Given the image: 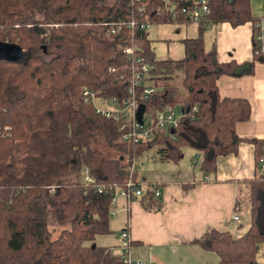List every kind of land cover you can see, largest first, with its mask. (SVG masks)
Returning <instances> with one entry per match:
<instances>
[{
  "label": "trees",
  "instance_id": "obj_1",
  "mask_svg": "<svg viewBox=\"0 0 264 264\" xmlns=\"http://www.w3.org/2000/svg\"><path fill=\"white\" fill-rule=\"evenodd\" d=\"M173 1L181 6L185 0ZM141 3L0 0V43L21 49L14 61L0 57V264H121L120 257L93 241L110 233L113 189L124 187L131 162L149 150L154 149L159 162L170 164L181 160L185 148L200 152L198 168L209 175L218 157L233 155L239 143H248L256 166L259 160L264 166V140L241 139L235 132L249 118L248 102L220 98L216 87L219 77L251 75L253 64L264 61V55L253 54L256 20L249 0H208L205 24L197 25L195 38L180 41L183 56L177 60L156 59L139 29L143 17L160 25H171V17L162 13L157 0ZM157 9L159 13L152 12ZM130 18L136 21L132 29L126 28ZM220 24L249 26V61H219L214 43L205 50L204 31ZM117 27L118 32L108 34ZM130 46L139 48L150 65L138 87V92L153 89L139 101L143 109L177 107L182 112L174 140L155 131L139 144L121 142L119 123L82 103L83 89L103 98H127L134 65L122 48ZM84 168L89 184L82 181ZM242 181L248 228L238 238L208 229L191 242L213 253L216 264H255L264 243V168ZM151 198L146 187L139 199ZM44 201L56 234L40 212Z\"/></svg>",
  "mask_w": 264,
  "mask_h": 264
},
{
  "label": "crops",
  "instance_id": "obj_2",
  "mask_svg": "<svg viewBox=\"0 0 264 264\" xmlns=\"http://www.w3.org/2000/svg\"><path fill=\"white\" fill-rule=\"evenodd\" d=\"M260 3L258 15L254 16L251 12L255 20L264 15L262 0ZM171 25L154 24L156 28L152 40L149 33L145 34L156 59L182 58L180 41L193 39L197 35V27L194 25L188 24L182 28ZM211 28L212 26H208L205 31H211ZM205 31L204 34L207 33ZM249 33L248 25L234 29L226 24L218 25V31L213 32L212 42L216 47L217 59L222 62L233 60L236 63L249 61ZM155 42L162 46L160 53L155 50ZM216 87L220 98L244 99L250 106L248 120L235 126L238 138L264 140V61L253 64L251 75L219 77ZM186 151H189L188 162L181 164L177 168L178 171L170 170L164 173L162 170V175L158 176L156 173L150 178L143 177L142 180L136 179L135 176L134 180L141 184L156 185L160 195L158 198L152 196L149 201L138 198L129 203L127 211L124 210L125 202L117 200V205L113 209L116 215L113 218L122 214L124 219L120 221L118 227L109 224L108 229L117 230L116 245L119 241L120 248L122 243L119 240V233L127 232L130 244L128 255L132 262L216 264L217 258L213 253L203 251L191 242L200 238L208 229L229 232L238 238L249 226L247 186L242 180L250 179L255 173H261L254 161L252 145L239 143L237 153L218 157L215 171L209 175L203 174L198 168L202 160L201 153L192 149ZM183 154L185 156V151ZM193 160L195 163H192ZM181 161L182 158L178 162ZM177 163L171 165L175 166ZM174 174L179 176L176 181ZM184 174L189 180L181 177ZM238 192L243 196H238ZM234 215L238 217V222L232 220ZM102 236H96L93 243ZM102 248L110 250V253L115 255L110 247ZM118 257L121 258V255ZM255 264H264V243L258 246Z\"/></svg>",
  "mask_w": 264,
  "mask_h": 264
},
{
  "label": "built area",
  "instance_id": "obj_3",
  "mask_svg": "<svg viewBox=\"0 0 264 264\" xmlns=\"http://www.w3.org/2000/svg\"><path fill=\"white\" fill-rule=\"evenodd\" d=\"M130 1H132L133 4H138L141 3L142 0ZM157 1L161 3L162 13L168 14L171 17L173 25L186 26L190 24L197 27L200 23L205 24L206 17L209 13L208 0H185L182 5L180 4L181 6L173 0ZM145 5L146 2L141 3V5L137 7V13L143 14ZM262 7L264 9V0H262ZM152 12L159 13V9H157V11L152 10ZM135 22L136 21L132 18L128 19L126 28L132 29L135 26ZM150 25L152 24L146 20V17H143V22L139 24V29L145 31L146 34ZM253 28L255 29L253 37V54L255 56L264 55V15L254 22ZM119 29L120 27L116 29L112 28L109 30L108 34L113 35L118 32ZM122 53L134 65L130 72L129 85L126 90L127 98L125 100L103 98L99 97L95 92L83 89L81 91L82 103L89 105L95 115L106 120L118 122V131L122 132L120 135L121 142L139 144L152 138L155 131L162 132L164 136L174 140L178 121L182 118V112H180V110L176 111L175 108H173L162 112H146L143 109L141 123L137 122V111L139 108H143L139 101L144 102L148 95L153 92V89L150 87L143 88L138 92L140 81L144 79L150 71V65L146 59L140 55L141 51L137 47H123ZM195 109L196 108L193 107L192 111H195ZM192 163H195V160H193ZM259 166L260 171H262L264 168L262 160H259ZM81 174L84 183L89 184L92 181L89 171L86 168L81 171ZM132 174L133 163L129 168V175L124 187L113 189L112 198L110 200L111 210L108 214L110 218L116 215V211L113 209L116 207L118 199L125 202L124 210L127 211L129 203L140 198L146 187L149 188L154 198L160 196L156 185L146 186L141 184L131 178ZM232 220L235 222L239 221L238 217L235 215L232 217ZM119 240L122 243L121 252L123 255L120 258V263L142 264L139 261L132 262L129 259L128 252L130 244L126 231L119 233Z\"/></svg>",
  "mask_w": 264,
  "mask_h": 264
},
{
  "label": "rangeland",
  "instance_id": "obj_4",
  "mask_svg": "<svg viewBox=\"0 0 264 264\" xmlns=\"http://www.w3.org/2000/svg\"><path fill=\"white\" fill-rule=\"evenodd\" d=\"M249 5H250V9L252 12V15H258V13L260 12V0H249ZM171 26H175V28H182L183 26L181 25H171ZM154 24L150 25L149 28L147 29V34L149 33V37L152 40V34L155 31ZM173 31V30H172ZM218 31V25L216 26H212L211 31H205L207 33L204 34V48L205 50H208L210 48V45L213 42V32H217ZM154 47L155 50L157 51V53L161 52L162 46L160 45V43L155 42L154 43ZM175 110L178 111L179 109L177 107H175ZM188 149L183 150V152L185 151V156L183 154L182 156V161L178 162L177 165L173 166L171 164H160L158 162V156L155 154L154 149L153 150H149L145 153H143L140 157H138L135 161L131 162L133 163V173L136 176V179L142 180L143 177L146 178H150L152 176H154L156 173L158 174V176L162 175L163 172L162 170H164V173H168L170 170L173 172L178 171V167L181 166V164H186L188 162L187 158H188V154L189 151H186ZM107 157H110V155H105ZM112 157H115V155L112 154ZM197 163H199V160H197ZM132 165V164H130ZM131 167V166H130ZM171 175V174H169ZM142 177V178H141ZM172 177V176H169ZM179 176H177L176 174H174V181H176V179ZM182 178H187L185 176V174L183 176H181ZM135 179V177H134ZM188 179V178H187ZM189 180V179H188ZM238 196H243L242 193L238 192ZM121 200V199H119ZM40 205L42 206V210L40 211L45 217V219L48 222V227L49 230H52L54 233V229L57 230V227L55 225L54 219H53V215H52V211L50 209V205L47 202H40ZM110 217H109V224H113V226L118 227L119 223L121 220L124 219V215H117L116 218H113L110 221ZM116 224V225H114ZM56 234V233H54ZM117 230L114 229L112 231H110L109 234L107 235H103L102 237H100V239H96L95 243H93L95 246L97 247H110L111 251H113V253L117 256L122 255L121 252V248H120V244L119 241H117V245H116V240L117 238ZM117 247V248H116ZM106 249V248H105ZM108 250V249H107ZM110 252V250H108ZM154 264H156L154 262Z\"/></svg>",
  "mask_w": 264,
  "mask_h": 264
},
{
  "label": "water",
  "instance_id": "obj_5",
  "mask_svg": "<svg viewBox=\"0 0 264 264\" xmlns=\"http://www.w3.org/2000/svg\"><path fill=\"white\" fill-rule=\"evenodd\" d=\"M21 55V49L16 45H8L5 43H0V57L5 58L10 61L18 59ZM143 113V108H139L136 114L137 122L141 123V115Z\"/></svg>",
  "mask_w": 264,
  "mask_h": 264
}]
</instances>
